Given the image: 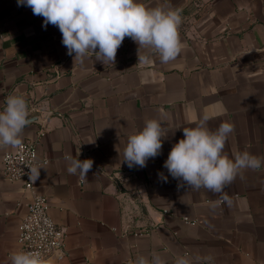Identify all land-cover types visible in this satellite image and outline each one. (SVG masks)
Masks as SVG:
<instances>
[{
	"label": "crops",
	"instance_id": "0c3cea01",
	"mask_svg": "<svg viewBox=\"0 0 264 264\" xmlns=\"http://www.w3.org/2000/svg\"><path fill=\"white\" fill-rule=\"evenodd\" d=\"M143 2L182 9L185 48L175 61L162 64L125 37L114 64L95 56L80 63L57 26L45 27L17 0H0V110L19 91L38 116L22 142L37 141L36 157L46 160L35 191L65 229L59 264H131L152 252L168 264L178 254L196 264H264V166L244 170L221 193L189 188L164 167L183 128L205 114L214 117L212 130L225 120L234 125L230 157H264V0ZM150 118L168 130L161 152L146 167L129 168L122 160L128 136ZM15 149H0V165ZM69 155L93 161L87 181L68 173ZM30 199L22 181L0 178V264L19 250Z\"/></svg>",
	"mask_w": 264,
	"mask_h": 264
},
{
	"label": "clouds",
	"instance_id": "9594fccd",
	"mask_svg": "<svg viewBox=\"0 0 264 264\" xmlns=\"http://www.w3.org/2000/svg\"><path fill=\"white\" fill-rule=\"evenodd\" d=\"M17 3L43 17L45 27L57 26L67 54L74 53V59L80 63L95 56L103 64H114L117 49L125 37L136 42L138 48L153 51L162 64L175 61L185 48L179 35L182 9L170 4L152 7L143 0H17ZM225 111L221 108L215 115L223 116ZM213 118L205 114L189 121L192 126L183 128V138L172 145L164 167L173 179L189 188L221 193L244 170L264 166V157L248 151L234 152L230 157L225 145L234 125L225 120L212 130L208 125ZM162 122L147 119L142 128L128 136L122 160L129 168L146 167L148 159L160 154L162 138L168 131ZM31 123L27 98L19 91L9 95L0 110V149L19 147L24 130ZM66 160L68 173L78 174L81 180L87 181L93 161L71 155ZM41 168L44 165L30 168L31 181L39 178ZM160 178L167 181L163 174ZM150 255L151 259L137 255L131 264H168L163 254L152 252ZM61 258V252L45 256L37 250H15L9 257L11 264H59ZM174 264H196V260L188 254H178Z\"/></svg>",
	"mask_w": 264,
	"mask_h": 264
},
{
	"label": "built area",
	"instance_id": "2783aa9c",
	"mask_svg": "<svg viewBox=\"0 0 264 264\" xmlns=\"http://www.w3.org/2000/svg\"><path fill=\"white\" fill-rule=\"evenodd\" d=\"M36 144L37 141H24L15 151H7L1 157L0 178L22 181L24 190L31 194L27 212L18 225L16 243L19 250H37L45 256L56 252L64 255L65 229L52 220L48 198L36 192L35 181L29 179L30 168L46 162L37 159ZM184 220L194 223L187 217ZM129 227L124 225V231Z\"/></svg>",
	"mask_w": 264,
	"mask_h": 264
},
{
	"label": "water",
	"instance_id": "95a60500",
	"mask_svg": "<svg viewBox=\"0 0 264 264\" xmlns=\"http://www.w3.org/2000/svg\"><path fill=\"white\" fill-rule=\"evenodd\" d=\"M30 117L32 119V122L38 121V116L37 115H31V112H30Z\"/></svg>",
	"mask_w": 264,
	"mask_h": 264
}]
</instances>
